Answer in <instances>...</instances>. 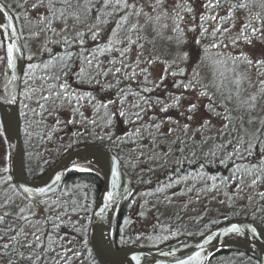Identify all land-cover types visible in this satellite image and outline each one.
I'll list each match as a JSON object with an SVG mask.
<instances>
[{"label":"snow or ice","instance_id":"snow-or-ice-1","mask_svg":"<svg viewBox=\"0 0 264 264\" xmlns=\"http://www.w3.org/2000/svg\"><path fill=\"white\" fill-rule=\"evenodd\" d=\"M164 0H156V4L153 6V12L160 11L155 17L145 13L143 6L137 3V0H38L37 4H33L32 8L35 9L38 6H44L47 9L48 15H41L38 20V25H43L40 28V32L52 31L55 29L52 27L54 21H59L63 24L61 33H66L68 31V21L71 19L74 24H83L86 20L92 21L91 24L86 26L87 33L91 36L93 41L97 40L105 26L112 23L114 26L111 28L110 35L107 41L103 45H96L93 50L84 49L85 44V32L76 31L75 37H69L68 35H61L60 39L55 40L54 43H63L66 47L71 48L72 45H78L80 51L73 53L71 51H65L63 55H52L47 60H42L39 64L33 63L34 55H28L26 58L29 61L26 68L22 69L23 72V84L24 90L19 93V96L23 97V100L18 99V95L13 91L9 92L7 95L0 96V103L16 104L20 103L22 105V110L20 116L25 120V134L31 136L32 133L29 132V128L33 125L39 127L44 123L45 113L48 115H53L57 108H62L66 104L72 106L73 112H79L80 102L88 99L89 103H93L94 110L99 113L101 109L105 110L104 117L102 119L103 123L98 124L97 119L89 120L87 117H83V113L79 112L83 120L79 123H88L95 127H107L111 128L113 125V120L117 115L120 117H128L129 113L124 109L125 97L128 95L123 88H119L120 83L117 79L116 84H104L97 77H106L111 68L105 69L103 67L104 61L100 59L106 52L119 53V59L113 58L108 61L109 65H115L119 63L121 67L115 68V73H121L122 69H128L133 67L125 63L127 58V53L131 50L133 45H136L139 49H143L144 44L141 43L144 39L140 33L144 30V27L148 23H152L154 20L159 21L161 16H167V12L163 10ZM253 3H258L259 7L264 9V0H206L203 7L206 12L213 10H224L226 15H219L216 12L214 15L201 14L200 16V36L195 40V44L198 48L202 49V54L197 53L196 60L192 64L191 69L188 68V63L192 61L193 55L190 52L182 51L177 52L176 57L171 64L166 63V67L158 81H152L150 79L151 73L148 67L140 68L141 63H146L147 65H152L154 60L141 61V52L137 53V58L133 71L129 74L127 71L123 73L125 79H135L138 75L143 76V84L151 85V87H143L142 91L144 93H151L157 88H161L163 85V90L166 93L167 98L171 103H164L159 97H151L146 95H141L139 91L133 93L138 98V102L132 105V107L138 109V111L132 113L131 115L134 119L124 120L125 124L135 125L137 122L143 120V116L146 115L150 110L158 105H163L160 108L161 112H167L170 108H175L177 110L181 107V101L186 99L184 96L185 92L192 91L197 94V98L207 97L209 103L205 105L208 111L213 117L222 121L221 127L217 129L219 133L220 142L214 143L209 147L207 152H203V158L205 162L200 163L199 170L194 174L189 172L187 175L178 177L175 180L170 179V183L164 187H171L172 183H180L181 180H187L192 177L195 180H201L207 182L208 180L213 181V188L219 190L221 186H227L228 184L239 181L235 186L237 189H241L245 177L251 175V185L257 186L260 183H264V155H261L260 159L253 163L252 158L254 156V149L257 148L258 144L264 143L260 140L261 136H264V117L254 116L252 113L256 111L259 100L264 98V79H259V77H264V56L257 58L253 61L249 58L248 54L243 52L238 56H233L230 53L224 51L229 45L232 47L237 46V42L243 40L245 43L251 45L253 39H256L260 43H264V16L257 12L251 14L250 8ZM57 4L60 7H57ZM179 6V5H178ZM6 7L5 5H0V9ZM245 10L248 11V17L245 23L242 25L240 32L235 36H231L232 28L234 23L229 24L228 27H223L224 24H228L229 21L235 20V11ZM175 11V10H174ZM188 12H192V8H187ZM122 13V14H121ZM144 16L145 25L139 23V18ZM136 17V21L132 22V18ZM177 19L182 20L183 17L177 13ZM195 19V17H193ZM8 24H0V28H12L11 17L8 18ZM211 20L213 21V26L211 31L206 27V23ZM166 27V25L162 26ZM197 29L196 25L189 28V31L195 32ZM154 30L158 31L155 28ZM175 32L182 33L183 29L180 28L179 24H176L173 29ZM123 33V35H121ZM39 32H32V36H39ZM2 35V34H0ZM11 35V34H9ZM135 36V39H133ZM228 36V43H224V37ZM206 37H210L212 42L209 44H202L201 41ZM178 44L187 43L186 40H178ZM27 47V45H24ZM0 48L4 50V56L0 57V62L4 63L7 69H17L20 59L17 57V53L21 52L20 47L13 43H6L3 39H0ZM217 49L216 59L213 60V65H228L231 62L232 67L226 68V72H236L238 68L237 61L244 62L249 68H256L258 83L260 85L258 92L249 95L247 98H242L241 85L247 77L240 73L231 81L235 86L234 89L229 88L227 93L224 90V80L227 78L225 72L219 73L220 82L217 83L215 77L217 73L214 71V80L210 84H203L200 78L199 66L209 59V50ZM43 52L51 53V49L44 47ZM75 60L80 62L79 70L77 72H72L71 65ZM173 65L175 68L173 69ZM40 68L42 74L40 76L36 75V70ZM139 68V72L135 69ZM114 73V74H115ZM69 74H72L76 78V82L80 85L96 83L101 85V92H105L110 88H117L116 99H106L104 101L97 100L96 96L92 93L81 94L78 90H74L72 85L68 83L66 79ZM171 77V87L172 89L182 90L180 94H175L168 89V86L164 84V81ZM15 79V74H13V80ZM39 80L40 84L37 85L36 81ZM11 82V81H10ZM215 87L216 92L220 94L221 100L216 101L215 95L208 91L209 87ZM76 104L73 105V101ZM119 101L120 107L117 111H108L109 106H115ZM35 104L36 107H31L30 104ZM49 103L53 106V111H48ZM232 104V107H229ZM143 105V106H142ZM39 109V111L37 110ZM217 108L221 109L220 111ZM197 110L196 103H190L186 109L188 113H195ZM236 113V115H233ZM183 115V113H182ZM187 119L191 121L193 119L192 115H188ZM150 122L141 123L138 127L130 129L124 132L120 136H116L114 132L108 131L103 135H97L96 133H88L87 129L84 132L76 133L74 135L80 136L85 134H90L94 139L103 142L107 140L109 142H118L123 144L125 142L136 143L139 140L145 138V133L150 137L149 142L155 147H160L164 144L167 147L166 152H160L159 154L153 152L152 158L163 159L167 163V157L173 153H179L180 155L176 158L174 163L177 165V172L183 167L185 163L191 165L196 162L197 150L203 149V146L208 143L209 139L215 141L216 137H205L203 132L205 129L210 130L211 121L204 119L203 122L198 126L195 131H199L201 139L197 141L195 139V134L192 136L188 135L190 124H184L180 126V131L182 132V137L177 136L173 140H168V136H171L177 131V128L169 127L167 129V134L161 131L165 123H175L179 126V121H173L171 116L166 117L164 120L157 121L155 115L149 117ZM78 121L70 120L69 123H77ZM60 124V121H56ZM258 125L254 132H249L245 125ZM48 136H51V129L48 130ZM224 136H228L227 140H223ZM162 137V140H158ZM134 138V139H133ZM178 145V146H177ZM229 148L231 150L229 151ZM143 155V153H141ZM219 158V163L225 164L226 161L233 162V168L231 175L228 177H222L219 180V185L215 182L217 181L216 176H209L204 169L206 164L213 160ZM116 159V158H113ZM240 161V162H237ZM245 161H247L245 163ZM73 168L77 171H91V169L80 167L78 165H73ZM0 172L7 173L8 168H0ZM112 176L114 177L112 181L113 191H108L105 196L104 207L100 208L98 212L95 213L97 217H103L104 213L108 208L115 202V188L117 187V180L120 176V172L116 167L111 169ZM11 176L6 177V179H0V183H8L11 181ZM61 181V176L57 175L55 177L54 183H59ZM13 191H18L17 186H11ZM191 190V189H189ZM50 187H39V188H23V193L29 196H42L47 192H51ZM158 191H163V189H158ZM62 196L68 195V190L61 192ZM124 195V194H122ZM131 191L126 193V196H131ZM258 195L264 199V192L258 193ZM28 198V197H26ZM251 199V197H249ZM14 203L11 198H5L4 202L0 204V240H6L0 244V260L6 258V264H68L73 257H79L81 253L79 251H72L71 248H65V237L59 234L61 226L71 227L73 231L78 233L81 237V243L84 247L88 244V223L87 217L89 209L87 205H78L75 200H72V207L70 211L72 213L84 212L85 222L81 223L78 221H72L68 217V204L67 201H62L60 197L55 200L48 199H36L35 201L29 199L28 214L25 215V208H19V210L13 214L11 211L7 210ZM44 205L51 215H44L42 222L34 221L35 212L31 209L37 206ZM12 217L11 222H8V218ZM227 219V217H225ZM42 223V228L37 227V225ZM5 224L7 227L5 228ZM31 226L34 230L29 232L26 231V227ZM226 232L240 234L244 232V229L233 223L229 228L225 229ZM255 228L252 229L253 234H255ZM166 238V237H165ZM209 239H211L209 237ZM71 243V241H68ZM121 243H124L123 238H121ZM60 249L57 251V249ZM28 253L27 255L25 253ZM55 253L49 262V253ZM68 252H72L71 256H67ZM59 257V259H57ZM194 257L189 256L188 260H192ZM196 258H199V253H197ZM135 259V257L133 258ZM176 264H187V261L177 260Z\"/></svg>","mask_w":264,"mask_h":264},{"label":"trees","instance_id":"trees-1","mask_svg":"<svg viewBox=\"0 0 264 264\" xmlns=\"http://www.w3.org/2000/svg\"><path fill=\"white\" fill-rule=\"evenodd\" d=\"M3 4L7 6L10 12L14 15L13 4L9 0H0ZM38 2V0H29V3ZM131 2V0H130ZM205 3L206 0H203ZM215 0H213V3ZM43 8L44 6H40ZM57 7H60L57 4ZM45 8V7H44ZM47 10V9H46ZM216 12H219V15H226L224 10H213L210 12H206L205 8L203 7V12L201 14L207 15H214ZM251 14H255L257 12L261 13L264 16V9L259 7L258 3H253L250 8ZM177 13L183 17L182 20L176 18ZM237 13H240L241 16L246 19L248 17V11L245 10H236L235 17ZM122 14V13H121ZM199 20L194 25L197 26L195 32L189 31V28L192 27L189 23L192 20V13L181 11L175 12L173 14L172 19L174 23V28L176 24L180 25V28L183 29V32L179 34H173L169 31L163 32L162 30L156 31L154 35H150L151 38L154 39V36L159 32L163 33V43L165 45H179L177 41L179 38H182L185 34H190L191 39H197L200 36V16ZM48 15V12L45 14ZM15 16V15H14ZM17 27L19 30V34H23L22 23L15 17ZM53 23H59L60 29L64 26L59 21H54ZM92 21L86 20L83 24H74L73 20L68 21V31L61 35H68L69 37H74L73 32L76 34V31H84L85 32V44L84 49L93 50L96 48V45L100 44L103 45L106 41L108 36L110 35L111 28L114 26L112 23H109L105 26L99 36V38L95 41L91 39V36L86 31V26L91 24ZM213 21L209 20L206 23V27L211 28L213 26ZM235 23L234 21H229L228 24H224L223 27H228L229 24ZM245 22H243L244 24ZM52 27L55 31L59 30L55 28L53 25ZM48 32V31H46ZM52 32V31H51ZM175 32V31H174ZM25 34V33H24ZM52 34H55L53 32ZM142 33H140L141 35ZM61 35L57 37V40L60 39ZM123 35V33L121 34ZM161 35V34H159ZM232 36V35H231ZM135 39V36H133ZM156 39V38H155ZM22 40V38H21ZM47 41V38H46ZM51 42L47 45L48 48L51 49V53L43 52L40 57L35 60L34 63L39 64L42 60L49 59L52 55H63L65 51H71L74 54L79 52L81 49L78 45H72L71 48L66 47L63 43L57 44ZM146 42L140 41L144 44L142 50L139 48H131V50L127 53V58L125 63L135 66L137 53L141 52L140 60H154L157 63H153V65H147L146 63H141L139 65L140 68L148 67L149 72L151 73L150 79L152 81H158L160 76L162 75L164 68L166 67V63L171 64L174 58L176 57L177 52L187 51L190 50L198 51V53L202 54V49L200 48H156L158 46V40L156 42L154 40V45H150V41L147 39ZM212 40L210 37H206L201 41L202 44H209ZM224 43H228V36L224 37ZM23 44V42H22ZM24 46V45H23ZM136 46V45H135ZM231 46V45H230ZM134 47V45L132 46ZM150 47V48H146ZM53 49V51H52ZM195 49V50H194ZM236 48H227L224 51L230 53L233 56L240 55L241 52L236 51ZM55 52V53H54ZM217 53V49H210L209 50V59L205 61L204 64L199 66L200 78L203 84H210L211 81L214 80V71L217 73L215 80L217 83L220 82L219 80V73L225 72L226 79L224 80V90L227 93L229 88L234 89V85L231 81L236 77V75L243 73L247 79L244 80L243 84L241 85V93L242 98H247L249 95L253 93H257L258 89H253L250 83V79H256V82L253 80V85L258 84V77L252 76L254 69L249 68L248 65L244 62L237 61L239 65L236 72H226V68H231V62L228 65H213V60H215ZM244 53V52H243ZM119 59V53L112 52V53H105L103 56L100 57L101 60L104 61L103 67L105 69L111 68L109 74L104 77H97L100 79L104 84H116L117 79H119L120 83L118 85L119 88H123L128 95L125 97L124 101V109L129 113L128 117H120L117 115L113 120V125L109 129L107 127H95L91 124L86 125L85 128H88V133H96L97 135H103L105 132L111 131L114 132L116 136L122 135L124 132L129 131L135 127H138L141 123L150 122L149 117L155 115L157 117V121L164 120L166 117L171 116L173 121H179V126L175 123H165L161 129L162 132L167 134V129L169 127L177 128V131L173 133L171 136H168V140H173L177 136L182 137V132L179 130L180 126L184 124H190V129L188 132L189 136H192L193 133L195 134V139L199 141L201 139V133L199 131H195L198 126L203 122L204 119H208L211 121V128L210 130L205 129L203 132V136L205 137H216L217 139L213 141L212 139L208 140V143L203 146V149L197 150V159L196 162L189 165L185 163L182 168H180L179 172H177V165L174 163L176 158L180 155L179 153H173L172 155L167 157V163L164 162L163 159H155L152 158L153 152L159 154L160 152H166L168 149L164 144H161L160 147H155L149 142L150 137L147 136L145 133V138L143 140H139L136 143L132 142H125L120 144L115 142H109L104 140L103 142L96 140L90 134L82 135L78 138V136L74 135L75 133L71 134H61L60 136H55L53 131H51V135L55 141L51 142L53 145H48L47 140L45 137L48 135V130L52 128V122L50 121V116L45 113L44 123L41 124L39 127L33 125L29 128V132L32 133L33 136H36L38 142V146L33 145V137L30 139L31 136L25 134V120L20 116V112L22 110V105L18 103L19 106V116H20V131H21V138L24 147V159H25V170L26 174L29 178H37L44 174L64 153L71 150L72 148L81 145V144H96L99 146L104 147L105 149L109 150L113 153L123 164L125 169L127 170L129 176L131 177L132 181L136 184H140L143 186H151L154 185L150 189H146L145 191H135L132 190L131 196H124V198L117 204L114 214L112 217L111 223V238L114 246L116 248H120L127 245H138L141 247H159L165 243L171 242L173 240L179 239L181 237H200L216 226L235 219H244L249 220L255 223H258L264 226V199H262L258 193L264 192V183H260L257 186L251 185L252 176L249 175L245 177L243 184L241 185V189H237L235 186L239 181L232 182L227 186L219 187V190L213 188V181L208 180L207 182L201 180H195L192 177H189L187 180H181L180 183H172L171 187H164L165 185L170 183L171 180H175L178 177H182L187 175L189 172L193 174L199 170L200 163L205 162L203 158V152H207L209 147L212 146L214 143L220 142L219 133L217 129L221 127L222 121L216 119L211 115L208 109L205 107L209 103L207 97L197 98V94L192 91H188L184 93V96L191 97L193 102L197 104V110L195 113H188L186 111L188 105L186 106L182 104L183 100L181 101V107L179 110L175 108H170L167 112H161L160 108L163 105H158L150 110L146 115L143 116V120L137 122L135 125L133 124H125L124 120L126 119H134L131 115L132 113L138 111V109L132 107L135 103L138 102L137 96L133 93L139 91L141 95L151 96L153 98L159 97L164 103H171V101L167 98L165 91L163 90V85L161 88H157L151 93H144L142 91L143 87H151V85H144L143 84V76H137L135 79H125L123 73L127 71L129 74L133 71V67H129L128 69H122L121 73H115L116 67H121L119 63L115 65H109L108 61L113 58ZM26 62V60H25ZM27 64V63H26ZM26 64H24V68H26ZM80 62L75 60L71 65L72 72H77L79 70ZM154 64L158 66V71L154 70ZM202 66V67H201ZM23 68V69H24ZM175 65H173V69ZM189 68V67H188ZM191 68H189L190 70ZM139 72V68L135 69ZM153 70L156 76L153 74ZM264 70V69H262ZM115 73V74H114ZM42 74V70L38 68L36 70V75L40 76ZM72 76V80L69 79L68 83L72 84V88L74 90H78L81 94L84 93H92L93 96H96L97 100L104 101L106 99H116V92L117 88H110L107 89L105 92H101V85L92 83V84H83L80 85L76 82L75 76ZM250 78V79H249ZM264 79V78H261ZM23 73L21 76V83H20V90H24L23 84ZM36 84L39 85L40 81L37 80ZM164 84L168 86V89L175 94H179L177 89H172L171 87V77L164 81ZM208 91L215 95L216 101L221 100V96L219 93L216 92L215 87H209ZM201 99L203 102L201 104ZM19 100H23L22 96H19ZM95 103V101H93ZM93 103H89L88 99L80 102L79 105V112H82L83 115L87 113L88 110H92V118L97 119V123H103L102 117H104L105 110L101 109L99 113H97L93 108ZM76 104V101H73V105ZM201 104V105H199ZM199 105V106H198ZM31 107H36V105L30 104ZM143 106V105H142ZM68 108L72 115H76L75 118L77 119V115H80L79 112H73L72 106L65 105L61 109ZM120 107L119 101L115 106H109L108 111L115 112L117 108ZM229 107H232V104H229ZM51 105H48V111L50 110ZM39 111V109L37 108ZM218 111L221 109L217 108ZM264 98L259 100L258 106L256 111L252 114L257 117H264ZM183 113V115H182ZM64 115V114H63ZM188 115H192L193 119L189 121L187 119ZM236 115V113H233ZM81 116V115H80ZM90 119V120H91ZM74 120V119H73ZM76 121V120H75ZM0 126L2 129V124L0 122ZM248 128L249 132H254L258 125H245ZM81 133V132H80ZM229 137L224 136L223 140H227ZM134 139V138H133ZM162 137H159L158 140H162ZM261 141H264V136L260 137ZM178 146V145H177ZM30 147L32 149H30ZM231 148H229V151ZM143 153V155H141ZM261 155H264V143L258 144L257 148L254 149V156L252 158V162H257ZM240 162V161H237ZM247 161H245L246 163ZM233 168L232 161H226L225 164L219 163V158L216 160L211 161L210 163L206 164V168L204 171L209 176H216L217 181L215 182L219 185V180L222 177H228L231 175V171ZM10 175V166L8 165V172L6 173V177ZM10 186H14L12 179L10 181ZM102 185V178L99 173L93 171H77L74 169H70L66 172L64 180L60 189L47 197L48 200H55L57 197H60L62 201H67L68 204V217L65 219L70 218L72 221H78L81 223L85 222V214L84 212L72 213L70 208L72 207V200H75L78 205H87L89 212L87 217L88 228L90 225L91 215L94 209L96 197L99 193V190ZM5 189V188H4ZM1 187L0 183V204L4 202L5 198H9V192H6ZM158 189H163V191H158ZM191 189V190H189ZM68 190V195L62 196L61 192ZM5 191V192H4ZM19 193L18 191H15ZM20 194V193H19ZM21 195V194H20ZM22 196V195H21ZM23 197V196H22ZM139 197H143V205H146L147 208H142L141 210H137L136 202L140 199ZM181 198L182 204L179 205L178 208L170 206V203L173 198ZM251 197V199H249ZM24 198V197H23ZM25 199V198H24ZM29 204V200H26ZM28 206V205H27ZM44 206V205H43ZM19 208H24L25 206H17ZM173 209V213L170 215L165 212V209L171 208ZM29 208V206H28ZM45 208V215H51ZM154 208L156 209V218L157 224L150 227L149 231L143 229L136 228L135 225L138 221H141L145 216L149 209ZM15 214L17 211L13 209H7ZM35 212H38L36 208H32ZM28 214V209L25 211V215ZM187 215H191L192 219L188 222L185 218ZM227 217V219L225 218ZM43 217L38 214V218L34 217V221H41ZM12 217L8 218V222H11ZM7 227V224L4 226ZM37 227L42 228V223L37 225ZM26 231H33L34 229L31 226H27ZM59 234L65 237V248H71L72 251H79L81 255L79 257H73L68 264H99L96 260L93 251L90 247L89 240L86 247H84L81 243L82 237L72 230L71 227L61 226L59 230ZM166 237V238H165ZM121 238H123L124 243H121ZM144 240V241H143ZM71 241V243H68ZM7 242L6 240H0V244ZM60 249L58 248L57 251ZM28 254L27 252L25 253ZM55 255V253H49V262L51 258ZM72 252H68L66 254L65 259L67 256H71ZM59 259V257H57ZM0 264H6V258L4 260H0ZM27 264V262H25ZM41 264H44L41 261ZM63 264V261L61 262ZM207 264H259L257 258H255L252 254L247 252L241 248L235 247H226L221 250L215 252L208 260Z\"/></svg>","mask_w":264,"mask_h":264},{"label":"water","instance_id":"water-1","mask_svg":"<svg viewBox=\"0 0 264 264\" xmlns=\"http://www.w3.org/2000/svg\"><path fill=\"white\" fill-rule=\"evenodd\" d=\"M0 5L5 4L0 2ZM9 17L12 18L10 21L12 28H0V34H2L0 35V39H3L6 43H13L20 47L21 52L17 53V57L20 58L22 56L23 59H20L17 69H7L5 64L2 63L0 96L14 91L19 99L22 69L25 63L24 49L15 17L7 6L0 9V24H8ZM13 74H15L14 80ZM0 121L9 146L10 175L15 186H17L23 196L28 197L27 199L33 201L38 198L46 199L56 193L62 185L66 172L75 162H90L96 168V171L100 173L102 185L96 197L88 228L89 244L99 264H176L177 260L187 261V264H207L209 258L215 252L226 247L244 249L256 257L259 264H264V226L244 219L227 221L200 237H181L159 247L151 248L127 245L116 248L111 239V223L117 204L128 191H144L152 188L154 185L143 186L134 183L122 162L109 150L96 144H83L67 151L44 174L37 178H29L25 171L18 103H0ZM113 166L120 172L117 187L115 188V202L108 208L102 218L97 217L95 213L107 203L105 200L106 193L113 191L112 181L114 177L111 173ZM57 175L61 176V181L54 183ZM39 187H50L52 191L39 197L23 193V188L35 189ZM36 208L42 216L45 215L42 205ZM233 223L241 226L244 232L240 234L226 232L225 229L229 228ZM253 228L256 230L255 234L252 232ZM197 253H199V258H196ZM189 256L194 258L189 261ZM134 257L135 259H133Z\"/></svg>","mask_w":264,"mask_h":264},{"label":"rangeland","instance_id":"rangeland-1","mask_svg":"<svg viewBox=\"0 0 264 264\" xmlns=\"http://www.w3.org/2000/svg\"><path fill=\"white\" fill-rule=\"evenodd\" d=\"M9 1H11V3L13 4V10H14V15H15V16L14 15L13 16L16 17L19 20V22L22 23V26L24 27L22 29V32H24L25 34L23 33V34H21V36L19 34V36H20V39L22 38V40H21V42H23L22 45H27V47L23 46L24 56H25V60H26L25 64L29 63V61L26 58L28 55H34V59H33V61H31L34 63L35 60H37V58L41 56L42 49L45 46L47 47V45L50 44L51 42H53V40H57V37L59 35L63 34V33H61V29H60V26H62V25L59 23H53V26L55 28L59 29V30L55 31V34H52L53 32H51V31L40 32V28H42L43 25H38L36 22L41 15H45L47 13L46 8H44V7L41 8L40 6H38L35 9H33L32 5L37 4L38 2L29 3V0H9ZM137 3L143 6V10L145 13H148V14L152 15L153 17H155L157 15V13L160 11V9L157 8V11L153 12V6L156 4V0H137ZM203 5H204L203 0H164L163 10L167 12V16H161L159 21L154 20L152 23H148L144 27V30L141 32L142 33L141 36L144 37V42H146L145 40L148 39L150 41V45L153 46L154 40L156 42V39H157L158 40V46L156 48H189V49L190 48H198L197 45L195 44V39H191L190 34H185L182 38H179V40H186L187 43H180L179 45L174 44L172 46H170V45L167 46V45H165V43H163V36H162L163 33H160V32L163 31V32L167 33V31H169L173 34L181 35L179 32H174V30H173L174 29V23H172L174 20V19H172L173 14L175 12H181V11L188 12L187 8L191 7L193 10L191 12L192 13V20H190L189 23L191 25H194L199 20V14H201L203 12ZM193 17H195V19ZM245 20L246 19H244L240 13H237L235 20H234V22H235L234 27L232 28V32H231V35L233 37H235L240 32V29L243 25V22H245ZM135 21H136V17H133L132 22H135ZM139 23L141 25H145L144 16H141L139 18ZM154 25H155L156 29H159L162 31H159L154 36V39L151 38V40H150L149 34L154 35V33L156 32L154 30ZM164 25H166V27H162ZM18 32H19V30H18ZM32 32H39L40 34H39V36H32L31 35ZM159 34H161V35H159ZM73 36L75 37L74 32H73ZM46 38H47V41H46ZM131 48H138V47L134 45V47H131ZM143 48H145V47H143ZM146 48H150V47H146ZM228 48H236L235 49L236 51L244 52L245 54H248L249 58H251L253 61H255L257 58H260L261 56H264V43H260L256 39H253L251 45L245 43L243 40H240L237 42L236 47H232L229 45ZM52 51H53V49H52ZM189 52L192 53V55H193L192 61H190L188 63V67L191 68L192 64L196 60V56H197L198 51L196 52V51L190 50ZM0 57H3V49L2 48H0ZM155 63H157V62H155ZM204 63H205V61L202 64H204ZM153 67H154V70H156V71L159 70L157 65L154 64ZM1 69H2V62H0V73H1ZM154 70H153V74L156 76ZM253 70H255V71H253L252 76H257L256 68H254ZM236 71L238 73L237 69H236ZM261 78H264V77H259V79H261ZM66 79L72 80L71 74H69V76ZM252 79H250V83H252V85H253V80H254V82H256V79H253V80ZM252 85H249V86H251L253 89H257L260 87V85H258V84H255L254 86H252ZM181 91L182 90H179L178 93L180 94ZM193 101H195V100H193L191 97L187 96L186 99H183L182 104L186 106L187 104H189ZM202 102H203V99H201V104H202ZM201 104H199V105H201ZM50 105H51V108H50L49 112H52L53 106L51 103H50ZM262 111H264V110H262ZM92 113H93L92 110L91 111L88 110L87 113L83 115V117H87L90 120L92 118ZM75 116L76 115H72V112L67 107L65 109L57 108L55 110L54 114L52 116H50V121L52 122L51 131H53L54 135L60 136L61 134L62 135L66 134V133L71 134V133H75V132L80 133V132H84L85 129L88 130V128H85L86 125H89L88 123H83V124L79 123V121L83 120V117H81L80 115H77V119H76ZM73 119L78 121V122L77 123H69V121L73 120ZM57 120L60 121V124L56 123ZM33 135H31L30 139L33 137V139H31V141H33V145L37 147L39 141L37 140L36 136H33ZM52 136L53 135H51L50 138L48 135L45 137V139L47 140L46 142H48V145L49 144L53 145L51 142L56 140ZM80 136H82V135H80ZM80 136H78V138ZM30 149H32V148L30 147ZM8 165L10 166L9 146H8L7 140L5 138V135L3 133V129H1V126H0V168H3V167L8 168ZM88 169L95 170L96 168L94 166H90V167H88ZM0 179H6V173L0 172ZM12 182H13V180H12ZM9 183L10 182L1 183V187H2V189L5 188L4 190L6 192L10 193L8 195L9 198L14 200V203L10 206V209L18 211L17 206H20V205L25 206L24 208L28 209L29 204L26 201L27 198L25 196H23V194L19 190H18V192L25 199L19 193L14 192L13 188L10 186ZM13 184H14V182H13ZM14 186H15V184H14ZM139 198L140 199L136 202V204L138 205V206H136L137 210H141L142 208L148 209V206L146 207V205H143V199L144 198L143 197H139ZM180 204H182V199L176 197V198L172 199L170 206H173V208L174 207L178 208ZM43 208H44V206H43ZM44 210H45V208H44ZM156 211L157 210L154 208L149 209V211L146 213V216L141 221H138L136 223L135 227L143 229L142 231H144V229L149 231L150 227H152V225H154L153 220H157V218L155 216ZM164 211L167 212L168 215L169 214L171 215L173 213L172 207L169 209H165ZM35 214H36L35 218H38V214L40 216H42L39 213V211L38 212L35 211ZM185 219L188 222H190V219H192V217H191V215H187Z\"/></svg>","mask_w":264,"mask_h":264},{"label":"bare ground","instance_id":"bare-ground-1","mask_svg":"<svg viewBox=\"0 0 264 264\" xmlns=\"http://www.w3.org/2000/svg\"><path fill=\"white\" fill-rule=\"evenodd\" d=\"M86 144H89V143H86ZM81 145H83V144H81ZM78 146H80V145H78ZM77 147V146H76ZM75 148V147H74ZM73 149V148H72ZM73 165H78V166H80V167H85V168H88V167H90V166H93V164H91L90 162H87V161H78V162H75ZM73 165H72V167L70 168V169H74L73 168ZM53 166V165H52ZM51 166V167H52ZM50 167V168H51ZM69 169V170H70ZM75 170V169H74ZM256 258V257H255Z\"/></svg>","mask_w":264,"mask_h":264}]
</instances>
